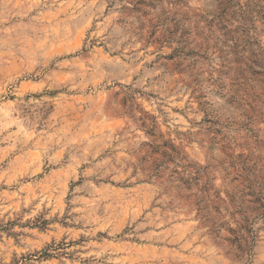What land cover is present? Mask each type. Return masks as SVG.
<instances>
[{"label": "clouds", "instance_id": "1", "mask_svg": "<svg viewBox=\"0 0 264 264\" xmlns=\"http://www.w3.org/2000/svg\"><path fill=\"white\" fill-rule=\"evenodd\" d=\"M0 264H264V0H0Z\"/></svg>", "mask_w": 264, "mask_h": 264}]
</instances>
